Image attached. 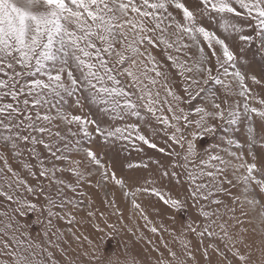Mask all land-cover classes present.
Wrapping results in <instances>:
<instances>
[{
	"label": "snow or ice",
	"instance_id": "obj_1",
	"mask_svg": "<svg viewBox=\"0 0 264 264\" xmlns=\"http://www.w3.org/2000/svg\"><path fill=\"white\" fill-rule=\"evenodd\" d=\"M0 264H264V0H0Z\"/></svg>",
	"mask_w": 264,
	"mask_h": 264
},
{
	"label": "rangeland",
	"instance_id": "obj_2",
	"mask_svg": "<svg viewBox=\"0 0 264 264\" xmlns=\"http://www.w3.org/2000/svg\"><path fill=\"white\" fill-rule=\"evenodd\" d=\"M233 128H229V134H233ZM246 129H236V132L239 136H243L244 131ZM148 156H152L155 159H160V155L154 153L153 150L148 149L146 146L144 147L143 152H137L135 149H131L129 152H124L120 155L118 160L116 161L117 173L118 175L127 176H140L145 177L148 173L140 171V170H130L126 167H121V165H126L129 162H139L141 159L147 160ZM116 192V196L118 201H123L124 197L119 189H113ZM103 193H94L95 198L97 199V204L99 205L100 197ZM167 238V237H166Z\"/></svg>",
	"mask_w": 264,
	"mask_h": 264
}]
</instances>
